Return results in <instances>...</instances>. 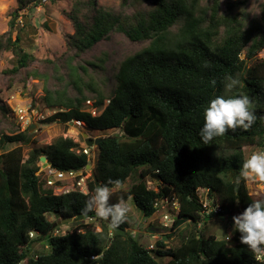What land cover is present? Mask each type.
<instances>
[{
  "label": "trees",
  "instance_id": "1",
  "mask_svg": "<svg viewBox=\"0 0 264 264\" xmlns=\"http://www.w3.org/2000/svg\"><path fill=\"white\" fill-rule=\"evenodd\" d=\"M44 1L18 0L10 29H15L27 9ZM249 1L122 0L121 12L105 9L98 0L75 2L67 14L74 29L67 36V47L73 53L70 64L75 66L68 86L77 96H71L67 88L46 87L42 102L55 113L44 124L80 121L90 131L120 129L124 136H107L99 143L88 194L56 195L44 174L38 175L43 156L57 170L87 167V155L71 138L60 137L45 148L36 146L26 160L21 147L0 154V264H162L157 258H170L169 264H264L241 243V233L234 226V246L215 235H192L175 249L162 238L149 249L131 233L112 237L108 222L95 212L79 219L80 209L98 186L119 180L120 187H109L121 188L137 170L140 181L127 192L113 193L111 202L133 199L143 216L151 218L156 213L154 203L174 194L180 213L173 230L186 223L197 227L211 216L203 215L206 208L197 195L201 188L208 191L214 206H220L218 215L231 221L253 200L264 199L250 195L247 179L240 176L245 147L264 148V60L259 59L264 50V1H253L257 5L253 16L246 9ZM113 32L131 42L149 43L121 62L109 97L96 93L95 107L103 111L93 116L84 109L90 99L79 71L85 68L73 63ZM21 41L20 35L14 40L9 33L0 38V56L5 50L16 56L7 74L17 75L35 61ZM229 76L241 83L230 94L226 87ZM242 94L252 102L253 126L230 130L204 145L199 132L209 101L220 95ZM20 143L36 141L27 129L3 136L0 150ZM151 180L160 183L158 189L149 188ZM48 215L73 219L80 223L79 228L55 236L56 223ZM88 218L102 223V231L85 223ZM128 225L121 229L129 231ZM32 232H37L38 240L46 239L49 249L36 258L29 256L35 241Z\"/></svg>",
  "mask_w": 264,
  "mask_h": 264
},
{
  "label": "rangeland",
  "instance_id": "2",
  "mask_svg": "<svg viewBox=\"0 0 264 264\" xmlns=\"http://www.w3.org/2000/svg\"><path fill=\"white\" fill-rule=\"evenodd\" d=\"M79 0H45L37 8L30 7L24 15L17 20L14 30L10 29L13 12L18 8V0H0V38L9 33L15 38L21 36V47L35 57V61L27 69L21 70L17 75L5 73L11 70L16 63V56L13 51L5 50L0 56V141L3 136H15L25 132L27 129L32 139L36 143L28 144H8L3 146L0 154L12 151L18 147L22 148L24 159H28L34 147L45 148L54 143L60 137L71 138L81 148L86 146L84 133L91 138L106 136H123L119 129L108 131H90L84 126V123L77 121L64 124L55 122L50 125L44 124V121L52 116L55 112L46 108L42 102L45 95V88L52 90L58 88H67L71 96H77V92L72 86H68L70 73L73 65L70 64V57L73 55L67 47V36L74 33L72 24L67 18V14L73 9L75 2ZM88 1V0H80ZM224 2L226 0H223ZM254 0L249 1L246 9L253 16L257 5L253 4ZM263 2L264 0H260ZM99 4L107 10L121 12L122 0H98ZM129 9L128 12H131ZM146 42H131L124 35L111 33L107 40L98 43L92 50L84 53L79 59L74 61V65H82L85 70L79 72L84 77L87 85V96L89 101L84 105V109L91 112L94 116L99 115L103 108H96V93H102L109 97L116 84L115 77L119 71L121 62L128 56L135 54L143 47L148 45ZM259 59L264 60V50L260 53ZM35 73L37 77H32ZM40 76V78H39ZM241 87V83L236 89ZM62 88V89H63ZM232 90V89H231ZM228 89V93H231ZM108 104L105 102L104 107ZM20 113L28 116L29 123L21 121ZM264 115V109L262 111ZM31 126H35L30 131ZM73 131V132H72ZM246 159L254 152L264 150L258 146L245 147ZM91 162L93 166L95 160L99 158V151L94 147L91 152ZM46 162H38L40 167L39 173L46 166ZM140 170H137L133 176L121 188L112 189L113 193L127 192L132 189L133 185L140 181ZM45 177V175H43ZM247 179V188L250 195L258 198H264V182L252 178ZM150 180V179H148ZM159 185L157 181H149V188L156 189ZM66 193L61 190H55V194ZM204 198L206 194L204 193ZM130 207L128 223L129 231L145 247L153 249L156 247L157 240L162 238L169 248H178L183 242L192 235L210 236L215 235L218 239H227L229 246H234L232 227L234 222L228 219L212 218L203 222L202 226L197 227L194 224L186 223L177 230H173V223L170 227H164L160 213L154 214L152 219H146L142 212L137 208L133 199L127 201ZM212 208V207H211ZM51 222H55L54 234L62 235L79 228V222L71 221L59 223L56 215H48ZM97 232L102 231V223L97 220L86 222ZM112 234V231L110 230ZM169 235V236H168ZM35 241L31 245L30 257H37L41 253L49 251L46 239L38 240L36 233L30 235ZM168 236V237H166ZM162 264H169L170 258H157Z\"/></svg>",
  "mask_w": 264,
  "mask_h": 264
},
{
  "label": "clouds",
  "instance_id": "3",
  "mask_svg": "<svg viewBox=\"0 0 264 264\" xmlns=\"http://www.w3.org/2000/svg\"><path fill=\"white\" fill-rule=\"evenodd\" d=\"M226 79L229 81L226 84V87L229 90L235 88L240 83L237 79L231 76L227 77ZM213 84H215V81H213ZM251 105H252V102L249 96L246 94L233 96V97H225L223 95H220V96H216L215 98L211 99L208 103V106L204 110V123L199 132V135L201 137L203 144L209 145L215 138L224 136L230 130L233 132L236 131L237 129L249 130L256 121V114L252 110ZM77 123H80V121H77ZM84 126L86 127L85 123H84ZM123 136H124V133H123ZM94 139H97V138H94ZM85 148L90 150V158H91L92 157L91 152L94 147L90 148V147L85 146L84 148H81L82 150L80 151H83ZM87 157H88V165L86 168L88 169L91 168L92 172H94V168L96 167L98 160H95V165L91 166L89 162V156L87 155ZM46 165H51V163L50 164L47 163ZM240 176L244 178H252V179H256L258 181L264 182V150H260V151L252 153L250 157L244 161L241 172H240ZM109 185H115L116 187H120L121 182L119 180H116V181L109 180L108 184L98 186L95 189L94 194L91 195L90 198L85 202L84 207L80 209V215L87 216L89 213L95 212V215L98 218H101L104 221H107L108 226L114 232H116L117 229L121 228V225H124L127 223L129 219L130 207L127 204V202H125L123 199H121L117 203L111 202L113 192H112V189L109 187ZM158 186L156 189H158ZM51 187L54 188V191L59 190L54 186H51ZM88 189H89V186H88ZM69 192H73V191L70 190ZM78 192H81V191H78ZM88 193H83V194H88ZM238 202L239 201H237V203ZM218 206L219 205L214 206L213 200L210 198V204H209L210 212L213 213V211H215ZM203 215L207 216L208 214H205L204 212ZM217 217L222 218V219L224 218L223 216H220V215H218ZM212 218H215V217L210 216L208 219H212ZM88 219L86 220V222L91 223ZM146 219L151 220L152 217L146 218ZM232 219L234 221L235 229L241 233V237H240L241 243L247 245L248 248L253 253L257 254V257L264 256V199L253 200L245 208V210L242 213L233 216ZM206 220L207 218L205 217L201 222H199L198 225H200L201 227L203 222H205ZM62 221L64 220H61V222ZM55 228H54V231H55ZM127 232L130 233V231H127ZM33 233H36V237H37V232H32L31 234ZM58 235H62V234L57 233L55 236H58Z\"/></svg>",
  "mask_w": 264,
  "mask_h": 264
},
{
  "label": "built area",
  "instance_id": "4",
  "mask_svg": "<svg viewBox=\"0 0 264 264\" xmlns=\"http://www.w3.org/2000/svg\"><path fill=\"white\" fill-rule=\"evenodd\" d=\"M27 115L23 116L20 113L21 121L25 124L29 123V119L27 120ZM84 154L89 156V162H94L93 158H90V150L85 148L83 150ZM95 165V164H94ZM93 165V166H94ZM92 166V165H91ZM44 174L47 178V183L50 186H54L57 189L69 192L72 191H81L83 193H88V181L92 176V169L85 168L81 171H75V170H68V171H62L57 170L53 168L51 165H46L43 169V172L41 171L38 174ZM204 193L206 194V198H204ZM208 191L205 189H200L198 191V196L201 199V202L204 204L205 208L207 209L205 211V214L217 217L219 212L221 211V208L218 206L215 211L210 212L209 204H210V198L208 196ZM154 207L157 210V213H160L162 216V221L164 223V227L168 228L170 227V224L175 222V219L178 217L180 213V202L178 198L172 194L168 196H164L163 198L158 199L154 203ZM215 208V207H214ZM90 222H93L94 218L88 219ZM32 235V234H31ZM96 258V257H94ZM258 260L262 261L264 260V256H258Z\"/></svg>",
  "mask_w": 264,
  "mask_h": 264
},
{
  "label": "water",
  "instance_id": "5",
  "mask_svg": "<svg viewBox=\"0 0 264 264\" xmlns=\"http://www.w3.org/2000/svg\"><path fill=\"white\" fill-rule=\"evenodd\" d=\"M34 127H35V126H31L30 131H33V130H34ZM84 138H85L86 146L92 148V147H97V146L99 145V143H100L101 141H103L106 137H100V138L94 139V138H90V137L88 136L87 133H84ZM41 161L50 164V163L47 161V158H46V157H42V158H41ZM88 167H90V166H88ZM82 218H83V216H80V217H79V219H82ZM71 221H72V219H68V220H64V221H62V222H63V223H67V222H71ZM62 222H59V223H62ZM56 226H57V225H54V228H55ZM111 230H112V229H111ZM128 233H129V232H127L126 230L121 229V228H120V229H117L116 232H114V231L112 230V236H113V237L118 236V235H123V236H125V235H127Z\"/></svg>",
  "mask_w": 264,
  "mask_h": 264
},
{
  "label": "bare ground",
  "instance_id": "6",
  "mask_svg": "<svg viewBox=\"0 0 264 264\" xmlns=\"http://www.w3.org/2000/svg\"><path fill=\"white\" fill-rule=\"evenodd\" d=\"M73 132V131H72Z\"/></svg>",
  "mask_w": 264,
  "mask_h": 264
}]
</instances>
